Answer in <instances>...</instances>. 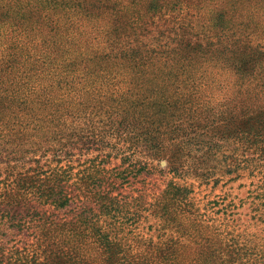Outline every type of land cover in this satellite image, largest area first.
Here are the masks:
<instances>
[{
  "label": "trees",
  "instance_id": "16d2710c",
  "mask_svg": "<svg viewBox=\"0 0 264 264\" xmlns=\"http://www.w3.org/2000/svg\"><path fill=\"white\" fill-rule=\"evenodd\" d=\"M36 3L62 11L45 17L48 61L0 58V104L26 113L0 115V264H264V23L220 10L205 44L182 31L170 49L72 53L77 3ZM111 22L119 39L131 21ZM204 63L233 75L230 95L198 91ZM244 177L248 215L196 198V184Z\"/></svg>",
  "mask_w": 264,
  "mask_h": 264
},
{
  "label": "rangeland",
  "instance_id": "374dc122",
  "mask_svg": "<svg viewBox=\"0 0 264 264\" xmlns=\"http://www.w3.org/2000/svg\"><path fill=\"white\" fill-rule=\"evenodd\" d=\"M72 1L77 5L66 9V18H68L70 27L66 32L67 38L63 39L72 53L75 51L93 53L94 51H107L111 48L116 51L136 46L143 48L146 44L148 47H153L157 41L163 44L164 49H170L177 47V39L180 38L179 33L182 31L185 32L184 37H190L191 41L196 39L205 44L213 38V34L216 32L215 16L220 10H226L228 14L233 13L241 15V17L251 15L253 20L264 23V0H237L239 3L234 9L231 8L233 0ZM30 6L40 9L41 5H38L36 0H31V5L21 7L16 0H0V25H4V29L0 31V58L8 57L9 53L15 52L21 56L19 61L24 59L28 65L34 67L36 65L37 68H41L42 62L46 60L41 55L45 45L42 39L51 36L45 17L48 16L54 22H58L56 15L61 14L62 11L59 8L55 10L40 9L41 14L38 22L21 18L17 11L19 9L22 12L27 11ZM112 8H115L116 12ZM117 9H121L122 13L131 21L127 26L125 25V32L120 33L121 38L119 39L110 33L112 25L114 26L111 21L117 13ZM121 26V23H116L114 29H120ZM69 35H73V37ZM47 50L50 49L47 48ZM23 53H26L28 58L23 57ZM34 53L36 57H34ZM43 55L44 57L48 56L45 52ZM37 56L39 61L35 62ZM2 59H0V64ZM195 77L199 78L198 91L211 98L230 95L235 90L234 84H232L235 82L233 75L227 70L213 66V64L204 63L196 71ZM44 83L46 84L45 81ZM10 105L0 104V115L11 114L13 120L16 115L26 117L25 111L17 108V105L11 103ZM7 121L8 117L4 122L0 121V129L3 132L11 126L10 123L7 124ZM16 127L17 125H12V128ZM3 177L4 175L1 176V178ZM245 178L227 182L224 180L216 186L212 184L197 186L196 184L194 187L196 198L205 197L206 200L223 199L226 203L234 202L236 207L232 211L240 213L242 216L246 213L248 215L250 213L248 201L252 198L249 197L247 202L245 199L248 195L247 190L250 189L248 183L252 179ZM160 182L162 181L158 179V183Z\"/></svg>",
  "mask_w": 264,
  "mask_h": 264
}]
</instances>
